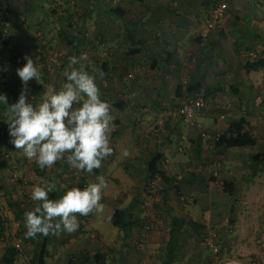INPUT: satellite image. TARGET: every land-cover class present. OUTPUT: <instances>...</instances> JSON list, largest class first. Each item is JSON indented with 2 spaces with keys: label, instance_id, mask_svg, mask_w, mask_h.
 <instances>
[{
  "label": "rangeland",
  "instance_id": "374dc122",
  "mask_svg": "<svg viewBox=\"0 0 264 264\" xmlns=\"http://www.w3.org/2000/svg\"><path fill=\"white\" fill-rule=\"evenodd\" d=\"M13 1L19 7L16 11V16L12 17L11 22L2 23L0 32L10 34L18 48L7 50L0 46V81L9 86L15 82L20 83L22 92L28 94L31 103H33L35 96L33 87L36 85L41 86L43 91L40 97H37L38 102L36 105H38L44 99L45 92L50 88L59 90L63 83L66 82L64 70L68 67L69 58L73 55L79 57L83 54L84 58L81 60V64L89 73L92 72L93 76V73H98L95 77L97 78V86L100 90L102 89L101 93H112L107 97V102L110 105L111 115H113L114 105L120 100L127 101L123 91H115V89L121 87V85H116L122 76L124 79L131 80L127 75L129 72L135 75L134 69L137 66H130L131 68L126 72L121 71V68L129 67V61L127 60V54H124L125 52H119L116 57L121 56L123 60L121 63H116L118 69L115 70L114 65L109 63L110 69H114V71H109L112 72L111 76H106L107 73H101V64L104 61L109 62L110 57L114 54V51L112 52L111 49L104 45L102 46L104 37L101 34L98 35V31L96 32V29H103L105 23L109 22L107 16L97 13L92 14L90 18L87 15L88 11L76 6L73 0ZM224 1L228 3V8L223 19L231 11L233 0L215 1L214 7L210 10L213 11L219 3ZM33 2H35V5H33ZM4 9L3 7L0 11H4ZM53 10L56 11L54 15L52 14ZM63 32H66L70 37H75V40L78 39L79 35H83L82 41L84 44L80 45L78 49H74L68 43L66 37L63 36ZM25 56L33 59L40 73L38 82L35 79H30L26 86L21 83L16 71L26 63ZM75 67H80V64ZM113 75H116V80ZM258 107V110H261V108L262 110H257V113H253L256 115L255 117H253L254 115L249 116L251 121H257V125L252 130L258 139V144L255 147L246 149L222 148L218 150L214 147L213 140L208 138L210 130L206 127H208L207 123L211 125L212 120L202 125L196 123L197 119H194L192 123L182 120L173 122L162 112L160 114L161 117H158L154 125H144L145 127H142L144 124L143 114L138 111L128 110V113L124 114L127 117L123 118L128 120L127 123L129 122L130 125H134L133 130L125 128V130L115 136V143L112 142L111 147L113 150L117 149L116 155H114V158L112 157L113 151L108 157V160H110L108 166L98 174L103 176L108 182V187L103 190L102 194L103 210L89 213L85 217L80 216L79 221L85 230L81 234L79 233L80 235L74 232V234L62 232L59 235L49 234L48 236L38 234V238H36L40 242L45 237L49 239L46 253L47 264H66L73 254L85 249L92 250V252L101 251L110 255H113L114 251L118 250L122 242L120 234L124 232L112 225L111 216L116 208L127 209L130 213L137 216L139 212V207L137 206L141 204L139 202L133 203L135 193L130 185H135L137 180L143 177L142 175L145 174L147 165L153 157V155H150L147 161L140 156L139 148L143 137L140 134L143 131L145 134H151L152 137L160 139L163 134H166L164 131L168 129L166 127L167 123L168 125L171 123L170 125L174 127L172 129H175L174 131L178 133L172 137L171 143L167 145L169 153H167L168 157L164 159L161 169H169L171 167L174 163V155L188 154L189 156L186 159L189 164L187 166L184 165L183 168L187 169L188 173H193L197 169V165H201L206 183L205 186L202 184H198L199 186L197 187L194 186L196 189H191L184 184L182 195L173 197L172 203L176 206L168 208V211L170 210L169 213H167L165 207L156 209V211L160 214L162 210L164 219H166V214L167 216H172V210L173 216L184 217L188 221L191 218H195L194 221L206 226L209 234L213 231L219 232L226 219L230 220L233 218L235 220L231 227L232 232L228 239L225 240L226 245L222 244L224 253L221 257L216 256L209 249L205 243L206 237H202L203 239L200 241V237L198 238L196 233L186 232V229L180 235L176 234V249L184 251L182 260L185 261V264H226L229 262H241L244 264H257L259 262L264 264V96L261 98V103L259 102ZM231 110V108L223 107L211 113V115H214L216 119L218 118L219 124H222L229 118L234 117L230 115L232 114ZM204 112H206L205 115L203 114ZM207 114L210 113L205 110L198 112L196 116L205 117ZM239 116L236 117L238 118ZM138 124L141 127H135ZM118 130V125L113 124L110 135L112 136L114 132L117 133ZM189 135L198 136V140L201 143L200 146L196 147L195 144L187 141ZM125 149L129 153L126 157L122 155ZM196 150L199 153H196ZM141 152L145 156L146 152ZM180 153L181 155H178ZM258 153H263L260 158L262 163H259L260 166L255 163L254 166L255 168L257 166L261 167L262 171L254 177L247 163L252 161V155ZM199 154L207 155V157L202 160L203 158L199 157ZM134 155L138 159H131ZM196 159H201V161L199 160L195 164L194 161ZM61 162L58 161L51 169H38L35 159L29 160L26 158L23 152L16 149L11 143V139L0 147V216L6 221L5 238L0 240V262L7 245L12 244L15 246L21 241L19 248L21 255L15 264L29 263L34 246L30 241H24L26 239L24 235L26 231L24 213L32 210L35 206V202L30 199L32 187L38 184L41 178L53 179L57 177L58 173L62 172L59 167ZM176 165L177 170H179V165ZM81 173L73 168H68L64 173H61L60 182L57 185V187H60L57 198L69 188H84L88 184L85 183L86 177L82 176ZM212 176L218 178L217 183L210 180ZM113 177H118L120 182H115ZM225 180L233 181L236 184L237 194L235 196L221 193V184ZM186 182L188 183L187 180ZM207 182L210 183L208 187L206 186ZM145 183H149L151 188L157 184L150 178H147ZM200 183H203V181H200ZM154 190L156 196L159 197L157 198L159 200L156 201L159 202L161 190L159 192L156 189ZM120 196L123 197L118 199ZM193 200H196V203L191 202ZM132 205H136V207H132ZM232 207L236 208L234 214L231 213ZM154 224L150 215L141 223L140 238L134 243V251L137 253H143L144 256L148 255L154 244H158L160 249L165 248L167 250V245L163 246L165 243L163 240L165 236L164 229L158 230V236L160 237L163 234V239L154 243L148 239L150 232L153 231ZM156 227L159 228L158 225ZM191 233L194 234L191 235ZM92 235H96V238L94 239ZM65 236L64 240L63 237ZM169 236L168 231L167 242L169 241ZM253 255L256 258H252ZM145 259L149 260L148 256H145Z\"/></svg>",
  "mask_w": 264,
  "mask_h": 264
},
{
  "label": "crops",
  "instance_id": "0c3cea01",
  "mask_svg": "<svg viewBox=\"0 0 264 264\" xmlns=\"http://www.w3.org/2000/svg\"><path fill=\"white\" fill-rule=\"evenodd\" d=\"M215 1L220 0H73L76 6L85 9L84 11H90L88 15L90 18L92 14L97 13L107 16L109 22L105 23L103 29H96V32L98 31V35L101 34L104 37L102 46L114 51L109 63L114 65L115 70L118 69L116 63H121L123 60L121 56L116 57L119 52H125L129 61H127L129 67L121 68V71L126 72L131 68L130 66H137V68H133L135 75L131 80L124 79L122 76L116 85H121V87L115 91H123L127 101L120 100L114 105L112 122L118 125L119 130L112 136L110 135L111 143H115V136L125 128L133 130L134 125H130L129 122L127 123L128 120L123 118L127 117L124 114L128 113V110L143 114L144 124L142 127H145L144 125L151 126L166 109L182 104L189 96L201 91L207 100L205 110L210 114L205 117L198 115L195 120L197 119L196 123L200 125L212 120L211 125L207 123L208 127H206L210 130L208 135L210 140H214L215 136L224 132L228 127V122L233 119L246 117L251 128H255L257 121H251L249 116L257 113L256 111L259 109L257 106L264 96V0H233L228 15L220 24L209 29L206 22ZM134 46L139 51L132 55L130 49ZM248 61H263L260 64L262 68L258 71L247 72L244 64ZM111 70L114 71V69H109V71ZM109 71L106 76H111L112 72ZM93 74L94 76L98 75V73ZM185 79H187V86L183 85ZM179 86L183 88L181 94L178 92ZM109 94L112 93L102 94L104 96L101 98L107 101ZM121 102H123L122 106L119 105ZM223 107L231 108L232 114L230 115L234 117L219 124L218 118H214L211 113ZM205 113L203 114L205 115ZM235 115L241 116L237 118ZM171 120L173 122L180 121ZM170 124L167 123L168 129L164 131L166 134H163L160 139L152 137L151 134H145L143 131L140 134L141 137L143 136L139 148L140 156L148 161L150 155L160 154L162 157L159 164L160 169L164 159L168 157L169 147L167 148V145L178 133L172 129L174 127ZM135 127H141V125L138 124ZM183 138L185 137L183 136ZM187 141L195 144L196 147L201 144L196 135H189ZM113 151L112 157L114 158L117 149ZM141 151L146 152L145 156ZM196 151L199 153L198 150ZM203 154H199V157L203 158L202 160L207 157ZM188 156V154L174 155V163L171 167L162 169L173 180L172 185L166 186L160 178L151 177L147 169L135 185H130L135 193L133 203L141 204L137 206L139 207L137 216L131 213L137 222L127 233L120 234L122 242L118 250L114 251L113 255L106 253L108 264H167L172 261H169L170 258L174 259L172 264H185V261L182 260L184 251L170 252L169 250L168 252L165 248L160 249L158 244H154L149 254L145 255L149 258L147 260L143 253L139 254L134 251V243L140 238L141 223L150 215L155 224L148 239L152 243L163 239V234L158 236V230L164 229L163 240L165 243L163 242V246L165 247L172 217L166 214L168 220L165 221L164 212L161 210L159 214L156 209L165 207L169 213L168 208L176 206L172 203L173 197L182 195L184 184L191 189H196L194 186L197 187L198 184L205 186L206 181L201 165H197L198 167L193 173H188L187 169L183 168L184 165L189 164L186 159ZM108 157L98 173H81L86 177L85 183L96 180V176L108 166L110 162ZM131 159L136 160L138 157L134 155ZM199 160L201 161V159H196L195 164ZM175 163L179 165V170ZM36 166L38 165L36 164ZM59 167L62 172L54 178L57 185L60 182L61 173L69 168L66 161H62ZM147 178L157 182V184L154 183L156 186L151 188L149 183H145ZM113 179L117 183L120 182L118 177H113ZM200 181H204V183H200ZM209 185L210 183L207 182L206 186ZM59 188L57 187V190ZM154 189L158 192L161 190L159 202L156 201L159 200L157 199L159 197L156 196ZM122 197L120 196L118 199ZM191 202L196 203V200ZM132 207H136V205H132ZM171 213L173 215V210ZM77 215L80 220L81 217L79 214ZM194 219L191 218L189 221H194ZM185 220L188 221L187 218ZM157 225L159 228L156 227ZM84 231L79 221V228L74 233L80 235ZM92 236L94 239L96 238V235ZM193 237L195 238V236ZM63 238L65 240L66 236ZM67 238L69 237L67 236ZM31 244L35 247L32 242ZM89 251L92 252V250Z\"/></svg>",
  "mask_w": 264,
  "mask_h": 264
},
{
  "label": "clouds",
  "instance_id": "9594fccd",
  "mask_svg": "<svg viewBox=\"0 0 264 264\" xmlns=\"http://www.w3.org/2000/svg\"><path fill=\"white\" fill-rule=\"evenodd\" d=\"M83 58V54L69 58L64 70L66 82L59 90L50 88L45 92L38 105L29 102L24 92L12 104L0 93V105L6 106L3 115L11 143L26 158L35 159L41 169H51L58 161H66L69 168L92 174L113 152L110 105L101 98L96 77L81 64ZM25 60L16 71L26 86L30 79L38 82L40 73L31 57L25 56ZM78 64L80 67H75ZM122 155L129 153L125 149ZM107 187L106 179L97 175L84 188L72 187L59 198L50 199L49 193L57 190V182L41 178L30 194L35 206L24 213L25 238L77 231V214L86 216L103 210L102 194Z\"/></svg>",
  "mask_w": 264,
  "mask_h": 264
},
{
  "label": "trees",
  "instance_id": "16d2710c",
  "mask_svg": "<svg viewBox=\"0 0 264 264\" xmlns=\"http://www.w3.org/2000/svg\"><path fill=\"white\" fill-rule=\"evenodd\" d=\"M53 1V0H51ZM5 8L4 11H0V25L4 22H11L12 17L16 16V11L19 8L16 6L15 2L13 0H0V8ZM0 9V10H1ZM55 10L52 11V14H55ZM90 14V11H88V14ZM63 36L66 37V40L68 43L73 46L74 49H78L80 45H83L82 37L83 35H79L78 39L75 40V37H70L66 34V32H63ZM131 39L133 40V37L131 36ZM0 46L7 50H12L15 48H18V45L13 42L12 37L10 34L2 33L0 32ZM139 51L135 46L134 48L130 49V54L134 55ZM263 63V61H257V62H246L244 64V68L247 72H254L260 70L262 67L260 64ZM110 67L109 62L104 61L103 64L100 66L101 73L105 74L108 73ZM130 75V72L128 73V77ZM134 75L130 78H133ZM33 93H34V101L33 104L36 105L38 102V98L42 94L43 88L41 86H34L33 87ZM183 91V88L179 86L178 92L181 94ZM0 93H3L8 98V103L12 104L17 101L20 94L22 93V88L20 83L15 82L13 85L9 86L6 83H3L0 81ZM25 94V93H24ZM26 98L29 101L28 94L26 93ZM30 102V101H29ZM123 102L119 103V105L122 106ZM6 110V106L0 105V147L4 146L8 141H10L11 137L8 135V126L5 122L6 118L3 115L4 111ZM214 147L216 149H232V148H240V149H246L249 147H255L258 144V139L255 136L250 122L246 117H241L239 119H233L228 122L227 129L220 133L218 136H215L213 140ZM263 153L254 154L251 156L252 161L250 163H247V166L252 170V175L255 177L259 173H261L262 169L260 166L261 162V156ZM162 161V157L160 154L153 155L152 159L148 163V173L153 176L160 178L163 181L164 185H172L173 180L167 175V173L159 168V164ZM105 159L102 161L101 166L104 164ZM257 163V167L255 168L254 164ZM262 163V162H261ZM38 168V166H37ZM39 169V168H38ZM101 167L99 169H94L93 173H98L100 171ZM54 179V178H53ZM211 181L218 182V178L216 176H212ZM204 183V181H203ZM222 190L221 193L223 195H229V196H235L237 194V186L233 181L225 180L222 182ZM82 188V187H81ZM59 190L54 191L52 193H49L50 199H57ZM232 214L236 212V208L232 207L231 210ZM170 221V231H169V241L167 242V251L170 252H178L176 249L177 246L175 244V235L180 233L186 229V232L191 231L198 235V238L200 237V241L203 239L202 237H207L209 235L207 228L205 225L196 222V221H186L182 217H176L171 216ZM5 220L0 216V240H4L5 238ZM136 220L134 219L133 215L129 212V210H123L116 208L113 215L111 216V223L114 227L118 228L120 231L127 233L132 226L136 225ZM235 220L232 218L229 220L230 227L233 226ZM232 229V228H231ZM193 233V234H194ZM21 235V234H20ZM38 238V237H37ZM37 238H26L24 241H30L32 242L35 247L34 251L32 252L31 259L28 264H47L46 262V253H47V247H48V241L47 237L43 239V241L37 240ZM228 239V238H227ZM226 240V239H225ZM225 240L223 242L224 246L226 245ZM224 246L220 248V251L217 256H222L224 253ZM20 247H17L16 245L8 244L5 248V252L3 257L1 258L0 264H15L18 257H20L21 253L19 250ZM210 249V248H209ZM252 258H256L254 255ZM172 260V261H171ZM173 258H170L167 264H172L174 261ZM66 264H108L107 262V254L101 251L98 252H90L89 250H80L73 254L66 262ZM226 264H244L241 262H229ZM261 264V263H257Z\"/></svg>",
  "mask_w": 264,
  "mask_h": 264
},
{
  "label": "built area",
  "instance_id": "2783aa9c",
  "mask_svg": "<svg viewBox=\"0 0 264 264\" xmlns=\"http://www.w3.org/2000/svg\"><path fill=\"white\" fill-rule=\"evenodd\" d=\"M228 3L226 1L219 3L211 12L207 19V27L213 29L216 25L220 24L223 17L226 14ZM130 77L133 75L130 74ZM183 85L187 86V79L183 81ZM207 107V100L204 93L201 91L193 96H189L182 104L169 107L164 111L168 119L182 120L185 122L192 123L198 112L204 111ZM232 229L229 225V219H226L222 224L220 231L211 232L205 239L206 245L214 252L217 256L220 248L225 239L228 238ZM20 243L16 246L20 247Z\"/></svg>",
  "mask_w": 264,
  "mask_h": 264
}]
</instances>
